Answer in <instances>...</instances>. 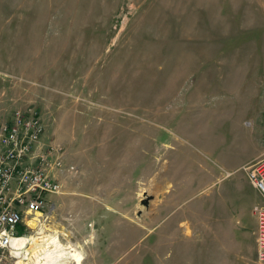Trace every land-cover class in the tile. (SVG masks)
I'll return each mask as SVG.
<instances>
[{"label": "rangeland", "instance_id": "obj_1", "mask_svg": "<svg viewBox=\"0 0 264 264\" xmlns=\"http://www.w3.org/2000/svg\"><path fill=\"white\" fill-rule=\"evenodd\" d=\"M14 109L77 167L23 216L64 247L52 263L264 264L231 202L251 205L234 169L264 156V0H0V117Z\"/></svg>", "mask_w": 264, "mask_h": 264}, {"label": "built area", "instance_id": "obj_2", "mask_svg": "<svg viewBox=\"0 0 264 264\" xmlns=\"http://www.w3.org/2000/svg\"><path fill=\"white\" fill-rule=\"evenodd\" d=\"M44 130L41 116L31 109H14L0 117V264H21L17 252L24 247L18 240L28 235L29 228L23 216L36 220L46 196L61 191L60 176L77 171L73 163L65 162L60 145L42 143ZM242 169L260 196L252 213L256 218V260L264 263V156ZM19 227L24 228L23 233H18Z\"/></svg>", "mask_w": 264, "mask_h": 264}, {"label": "bare ground", "instance_id": "obj_3", "mask_svg": "<svg viewBox=\"0 0 264 264\" xmlns=\"http://www.w3.org/2000/svg\"><path fill=\"white\" fill-rule=\"evenodd\" d=\"M41 238L42 239L40 240V237L38 239H35L34 237H29L25 235L18 240L19 242L18 245L24 247L22 252L21 251L17 252L19 256H22L21 257L22 259H20L21 264H29V263L34 264L35 262L36 264H54L52 263L54 259L57 256H60L62 252L63 253L66 252V251L64 252V247L56 237L44 235ZM29 247H32L34 251L31 252V250H29ZM62 249L63 251L61 253H57V254L54 253V251L58 252L59 250L61 251ZM69 254H71V257L74 258L77 264H80V261L82 260V254L78 249L77 250L72 249V251ZM24 259L27 260L23 261Z\"/></svg>", "mask_w": 264, "mask_h": 264}, {"label": "crops", "instance_id": "obj_4", "mask_svg": "<svg viewBox=\"0 0 264 264\" xmlns=\"http://www.w3.org/2000/svg\"><path fill=\"white\" fill-rule=\"evenodd\" d=\"M254 114L257 115L258 113L255 111ZM257 120H258V117L256 118L255 130H257V127L259 128L260 121H257ZM258 132L259 131L257 130V134H258ZM258 151H259V146H258V143L256 142V150H255V152H253V153H251L249 155H246L243 159H241L238 162L237 167L234 170L239 169L242 165L246 164L247 162H249V161H251V160H253L255 158H258L260 156ZM231 172L232 171H226V174L222 177V179H224L225 177L229 176L231 174ZM236 186L238 188L237 183H236ZM253 190H254V196H253V201H252L251 205L243 206L241 203L238 202L239 200L242 199L241 194H240V191L237 192V199L235 201H234V199H232L231 202H232L233 208H235V209L237 208V212L238 213H240V210H244L245 208H246V212L249 211L248 212L249 217L247 218V220H248L247 222H251V219H253L254 221L252 220L251 223L253 225V228L256 229V218H255L254 214L252 213V206L254 205L255 201L259 199L260 196H259L258 192L254 188H253ZM221 196L222 197L218 198L219 199V204L221 203V205L225 207L226 206L225 201H228V200H227L226 197H223V195H221ZM248 207H249V209L247 210ZM225 219L227 220V222H230V220H228L227 218H225ZM241 219H242L243 224H244V218H243V216H242ZM223 220H224V218H223ZM233 220L234 219H232V223L234 222ZM236 223H237V225H236L237 229L240 230V227L238 225V224H240V220L239 221L237 220ZM241 226H242V222H241ZM221 228L224 229V227H221ZM232 228H233V226H232Z\"/></svg>", "mask_w": 264, "mask_h": 264}, {"label": "trees", "instance_id": "obj_5", "mask_svg": "<svg viewBox=\"0 0 264 264\" xmlns=\"http://www.w3.org/2000/svg\"><path fill=\"white\" fill-rule=\"evenodd\" d=\"M23 231H24V230L22 229V227H19V228H18V233H23Z\"/></svg>", "mask_w": 264, "mask_h": 264}]
</instances>
